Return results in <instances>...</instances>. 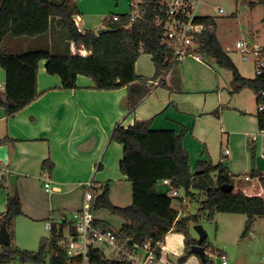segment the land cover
I'll return each mask as SVG.
<instances>
[{
    "label": "trees",
    "instance_id": "16d2710c",
    "mask_svg": "<svg viewBox=\"0 0 264 264\" xmlns=\"http://www.w3.org/2000/svg\"><path fill=\"white\" fill-rule=\"evenodd\" d=\"M261 4L257 0L252 5ZM80 13L76 0H0V66L6 72L4 89L0 87V107L6 118H11L33 103L39 96L38 68L40 61L47 59V70L59 74L65 88L76 87L77 76H91L98 89H114L127 86V105L133 109L151 90L154 84L138 75L135 65L143 53L152 56L157 73L154 80L165 74L171 61V50L162 43V29L150 24L149 20L131 22L127 14H121L118 21L105 19L103 27L111 28L101 35L94 30H80L75 16ZM113 17V16H112ZM204 21L207 29L200 36L203 43L202 53L215 59L216 63L232 72V92L251 88L257 95V122L259 129L264 127V72L256 71L254 78L243 76L231 56L224 50L216 34V21L207 16ZM127 25H131L129 28ZM55 32L66 42L63 53L50 48H33L20 53L11 52L4 41L8 35L16 37L40 36ZM82 45L90 55L72 54V47ZM178 64V63H176ZM175 65V64H174ZM153 80V79H152ZM163 84L164 81L162 80ZM188 129L179 132L173 129H153L152 119L136 120L125 127L117 124L112 132L111 141L123 146L120 170L132 184V204L126 207L114 205L110 200L109 186L93 185L92 210L107 209L124 218L123 226L116 230L117 237L135 246L149 242L151 248L160 255L168 233L176 231L184 236V255L177 264H184L196 254L192 246L198 239L190 233V223H198L203 212L208 211V219L216 212L236 213L247 216L243 236H247L257 217L264 218V198L260 195H247L238 190L226 192L222 184H234V175L227 165L220 161L214 164L200 160L196 172L190 166V154L183 145ZM10 139L0 140V145ZM42 167L50 172L54 162L45 159ZM251 177H259L264 188V173L257 168ZM171 180L175 189H183L186 199H198L199 212L180 217V212L172 205L174 198L161 189V181ZM199 191L197 194L195 191ZM180 192V191H179ZM201 197V198H200ZM22 200L18 192L8 195L6 210L1 214L0 223L5 224L11 242L4 246L0 264L23 262L32 264H68L66 248L60 245L63 230L71 224V219L62 222L50 219L52 229L47 237L40 240L36 250L13 246V222L23 215ZM52 215H56L54 211ZM71 217V215H70ZM97 218V217H96ZM97 222L112 228L103 219ZM207 239V238H206ZM202 245L207 248V240ZM198 255V254H196ZM91 264H131L128 261L107 259L98 249L90 252ZM199 256V255H198ZM207 261L202 264H211ZM77 261L73 263L78 264Z\"/></svg>",
    "mask_w": 264,
    "mask_h": 264
},
{
    "label": "rangeland",
    "instance_id": "374dc122",
    "mask_svg": "<svg viewBox=\"0 0 264 264\" xmlns=\"http://www.w3.org/2000/svg\"><path fill=\"white\" fill-rule=\"evenodd\" d=\"M76 1L79 2V0ZM256 1L203 0L201 9L202 13L215 19L216 34L220 44L231 56L240 73L247 78H254L256 75L255 61L252 57L244 60L235 46L239 40H248L251 44L264 48V7L261 4L252 5ZM81 3L85 26L90 30L101 28L103 21L112 19L114 13L127 14L130 11L128 0H83ZM219 9L223 10L222 13ZM33 48L36 47L28 49ZM83 48L82 45L77 46L73 54L79 55L80 49ZM168 70L169 73L166 75L168 82L181 88L172 90L169 86L162 85L154 91L151 90L153 92L150 91L146 96L148 98L155 96L160 100L164 93L173 95L172 106H179L178 118L185 125L188 124L189 128L188 133L184 135L183 145L190 154L192 172H196V166L200 160L214 164L222 160L234 174V192L246 189L251 195H260L264 198V188L259 177L251 181L247 179L248 176L251 177L254 168L262 171V167L260 168L258 164L264 166L263 137L260 135L257 141H253V137L260 132L255 118L258 111L256 93L251 88H244L238 93H233L232 72L220 67L212 57L204 56L203 61L188 57ZM136 73L143 78L154 80L157 69L150 54L143 53L138 58ZM126 109L130 108L126 107ZM172 113L174 115V109ZM173 115L168 112L159 119ZM170 121L176 125H168L164 129L176 127L179 132L184 129L180 123L172 119ZM195 125L197 129L203 128V135L198 136L193 131ZM157 126L159 125L152 128L160 129V126ZM111 142L120 144L117 141ZM119 148L117 156L113 154L112 148L109 150L103 162L101 159L102 167H97L92 177L100 183L101 187L109 186L110 200L114 205L126 207L132 204V184L119 168V161L123 154L122 148L120 150ZM226 149L230 151L228 156H225ZM108 159L109 163H107ZM179 191L180 197L186 199L185 191L183 189ZM195 192L199 194V191ZM172 205L180 212V217H185L189 214H197L200 202L197 198L183 201L180 198H174ZM207 213L208 211L203 212L199 222H191L189 228L191 235L196 239L199 235L195 225H202L208 233L206 251L211 264H223V252L226 264H264L263 217L255 219L249 234L244 237L246 215L216 212L213 219H208ZM96 217L110 224L113 230H119L125 223L123 217L107 209L98 210ZM69 219H71L70 216ZM46 232L49 236L50 231L46 230ZM165 240L164 253L171 264H177L179 258L184 255L182 234L171 231ZM12 245L18 246L14 240ZM36 248L22 249L36 250ZM10 264L32 263L12 262ZM184 264H202V259L193 254Z\"/></svg>",
    "mask_w": 264,
    "mask_h": 264
},
{
    "label": "crops",
    "instance_id": "0c3cea01",
    "mask_svg": "<svg viewBox=\"0 0 264 264\" xmlns=\"http://www.w3.org/2000/svg\"><path fill=\"white\" fill-rule=\"evenodd\" d=\"M82 1H77L80 13L75 16V20L79 21V29L83 31L88 29L82 14ZM98 29L100 28L94 31ZM60 37L51 31L40 36L8 35L4 45L13 53H20L31 47L50 48L63 53L67 46ZM76 47H72V54ZM87 55L90 53L86 48L80 49L79 56ZM46 65L47 59L39 63L40 96L33 103L11 118H6L4 109L0 107V140L5 137L10 139L6 142L9 144V163L0 161V217L6 210L8 195L18 192L24 214L14 220L13 233L15 244L21 248H38L41 238L48 236L46 223H51L50 219L70 220L72 212L83 206L88 182L92 181L101 186L92 177L93 171L102 167V162L111 148L116 156L119 147L123 150L122 145L111 142L112 132L117 124L128 127L136 120L152 119L153 127L159 125L160 129H164L173 124L170 121L172 119L189 131L188 124L185 125L178 118L179 106H172L173 95L164 93L160 100L155 96H145L133 109L128 110L127 86L98 89L91 76L79 74L76 87L65 88L61 76L49 73ZM167 73L169 70L158 80H150V85L154 84L153 91L162 85L169 86L172 90L181 88L168 82ZM5 84L6 72L0 66L2 90ZM162 112L164 113L159 115ZM168 112L173 116L159 119ZM255 118L257 120V113ZM171 128L177 130L176 127ZM193 131L198 136L204 134L203 128L197 129L196 125ZM122 158L123 154L120 161ZM45 159L54 162L52 172L42 167ZM109 161L108 159L107 163ZM261 165L258 164L264 173V166ZM248 177V181L254 179ZM48 182L49 190L45 187ZM243 191L251 195L246 189ZM54 211L56 215H52ZM182 239L184 241L183 234Z\"/></svg>",
    "mask_w": 264,
    "mask_h": 264
},
{
    "label": "built area",
    "instance_id": "2783aa9c",
    "mask_svg": "<svg viewBox=\"0 0 264 264\" xmlns=\"http://www.w3.org/2000/svg\"><path fill=\"white\" fill-rule=\"evenodd\" d=\"M130 11L127 15L131 22L137 20H149L150 24L162 29V43L171 50L172 56L170 67L176 63L183 62L186 58L192 57L198 61H203L205 56L201 49L203 43L200 36L208 28L204 18L208 15L202 13L203 0H128ZM222 13V9H219ZM226 15V14H225ZM121 14L113 15L112 19L118 21ZM79 28V21H76ZM131 25H127L129 28ZM236 50L241 53L244 60L251 57L255 61L256 71L264 72V48L251 44L248 40H239L236 42ZM169 67V68H170ZM260 111H264V106H259ZM257 136L253 141H257L261 135L264 140V127L259 129ZM230 153L225 150V156ZM264 156V152H263ZM250 179L249 177H247ZM2 171L0 172V180ZM92 181L86 185V195L83 206L71 214V224L63 230V240L60 245L67 250L68 264H75L73 261H79L78 264H91L90 252L92 249H98L104 258L128 261L131 264H171L163 250L158 255L149 242L143 246H135L122 241L117 237L116 230L106 227L97 222L93 207ZM161 186L167 194L179 196V191L175 189L171 180L164 179ZM47 190L50 189V183H46ZM66 222V220H62ZM46 228L50 231L52 224L46 223ZM227 261L223 256V264Z\"/></svg>",
    "mask_w": 264,
    "mask_h": 264
},
{
    "label": "water",
    "instance_id": "95a60500",
    "mask_svg": "<svg viewBox=\"0 0 264 264\" xmlns=\"http://www.w3.org/2000/svg\"><path fill=\"white\" fill-rule=\"evenodd\" d=\"M111 28L102 27L97 30V34L101 35L105 32L111 31ZM0 161L4 162L5 164L9 163V144L4 143L0 145ZM222 189L226 192L232 191L235 187L234 184L224 183L222 184ZM195 229L199 235L198 244L192 246V250L200 256L203 262L207 261V251L206 247L202 245L203 241L208 237V233L204 230L203 226L198 224L195 225ZM11 238L8 232V229L5 224L1 225L0 228V257L3 253V249L5 245L10 244Z\"/></svg>",
    "mask_w": 264,
    "mask_h": 264
}]
</instances>
